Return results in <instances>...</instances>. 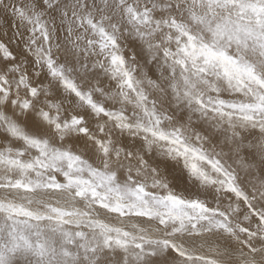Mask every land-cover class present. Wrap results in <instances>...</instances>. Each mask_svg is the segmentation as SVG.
<instances>
[{"label":"snow or ice","instance_id":"obj_1","mask_svg":"<svg viewBox=\"0 0 264 264\" xmlns=\"http://www.w3.org/2000/svg\"><path fill=\"white\" fill-rule=\"evenodd\" d=\"M2 162L155 223L0 202V264H264V0H0Z\"/></svg>","mask_w":264,"mask_h":264},{"label":"bare ground","instance_id":"obj_2","mask_svg":"<svg viewBox=\"0 0 264 264\" xmlns=\"http://www.w3.org/2000/svg\"><path fill=\"white\" fill-rule=\"evenodd\" d=\"M9 171L10 169L4 168V166L3 167L0 166V184L2 183L3 185L2 180L5 176H9ZM39 180H44V179H39ZM87 188L88 186H86V189ZM97 188H99V186L96 187V189ZM25 191L22 190V187L20 189L15 187L0 186V202L10 201L16 204H20L23 205L24 208L31 209L33 212H37L39 214H42L44 211L46 212V214H49L52 212L53 208L59 210L68 209L70 211H72L73 210L72 208H74L75 206H76L74 209L75 211L77 207L80 209L82 208L79 211L85 212V214L92 213L93 214L92 218H94L95 220L93 222H97L100 225L99 227L97 226V229L95 230V228L92 226L93 225L92 223L91 225L89 222H86L85 227L80 229V232L87 234V236L90 238L94 236H99L101 234V232H99V229L101 230L102 226L107 228H119L129 232H135L138 227L146 228L149 225L155 223V220L148 219L145 216L136 215L135 212L132 211L130 212L126 207L123 208L124 211L114 210L116 204H114L113 202L115 200L117 201V203H121L124 205L131 203L127 199H119L118 198L119 194H115L114 196L101 197L100 199L102 202L100 204L98 202L99 197L98 195H96L93 198L94 204L93 205L89 204L90 206H88V204L85 203L84 200L87 197L84 198L82 196H79L81 198H76L75 196L74 198L72 196L74 195L72 194V192H75V189L71 192V188L70 189L55 188V187L47 188L45 186V187H40L37 191L34 190L35 192L30 190L29 194L26 195H25ZM33 203L35 205H33ZM104 205H110V207H105ZM48 206H51L53 208L50 210L47 208L49 210L47 211L46 207ZM60 212L62 214L63 211ZM82 212H80L79 215L75 212L76 215H74L73 213V214H69L68 217H63V218L69 220L79 219L82 218L81 216ZM19 219L23 220L25 219V217L20 216ZM2 220L3 217L0 216V222H2ZM33 223H37V222L33 221ZM38 223H40L43 230L48 232L50 236H56V237H59L61 233H70L73 236H75L76 230L78 228V225L76 224L67 226L63 223H59L57 220L43 219L42 222L39 221ZM53 229H55L56 231L53 232L52 231Z\"/></svg>","mask_w":264,"mask_h":264},{"label":"rangeland","instance_id":"obj_3","mask_svg":"<svg viewBox=\"0 0 264 264\" xmlns=\"http://www.w3.org/2000/svg\"><path fill=\"white\" fill-rule=\"evenodd\" d=\"M29 159H31V154H29L28 156H25L24 157V160H26V161H28ZM0 166L1 167H3L4 166V168H7V169H10V171H9V176H11V177H9V176H5L4 178H3V180H2V182H3V184H5V182L7 183V181H9V180H12V181H15V180H25L26 182L27 181H32V182H38V181H41V180H39V179H45L47 176H50V175H52V173L51 172H46L43 168H40V169H34V170H32V171H27V170H24V169H22V168H20L18 165H16V166H13L12 164H10V163H8V162H2V163H0ZM9 167V168H8ZM15 172H14V171ZM40 173V175H37V173ZM15 173V174H14ZM13 175V176H12ZM37 175V176H36ZM85 177H87V173H84L83 174ZM7 177V178H6ZM14 177V178H13ZM0 185H2V183L0 184ZM87 186V185H86ZM86 186L85 185H80V187H82V188H85L86 189ZM99 185H97L96 187H98ZM15 188H20L21 189V187H15ZM40 187H35V188H23L22 187V190H26L25 191V195L26 194H29V192H30V190L31 191H37L38 189H39ZM47 188H50V187H47ZM64 188H67V187H64ZM76 188V186H75V184L73 185V187L71 188V192L74 190ZM67 189H70V188H67ZM34 191V192H35ZM150 191H151V189H150ZM96 192H97V195H98V197H99V200H98V202H99V204L102 202L101 201V197H105V196H114L115 195V193H113V192H111V191H109L107 188H105V187H103V186H99V188H97L96 189ZM72 194H74V195H72L74 198H75V196H76V198H81V197H79V195H75V192H72ZM82 197H84V198H86V199H84V198H82V199H84L85 200V203H87L88 204V206H90V205H93L94 204V201H93V198L95 197V196H93L91 193H87V194H85V195H83ZM103 199V198H102ZM126 199V198H125ZM115 200V199H114ZM129 201V200H128ZM131 202V201H130ZM114 204H118L117 203V201L115 200L114 202H113ZM27 204H28V202H27ZM30 204V203H29ZM90 204V205H89ZM119 204H121V203H119ZM33 205H35L34 203H33ZM76 207V206H75ZM75 207L74 208H72L73 210V212L72 211H70V210H66V209H63V210H60V211H63L62 212V214H61V212L59 211V212H51V213H49V214H46V212L44 211L42 214H40L42 217H48V220H57L59 223H63V224H65V225H67V226H70V225H73V224H76V225H78V228H77V230H76V233H79L80 232V229L81 228H83V227H85V223L86 222H89L94 228H95V230L97 229V226L99 227L100 225L97 223V222H93V221H95L94 220V218H92V213L91 214H89V213H87V214H85V212H82V211H79V210H81L80 208H78L77 207V209H76V211L74 210L75 209ZM52 209L53 207H51V206H48V207H46V209ZM47 209V211H49ZM54 209V208H53ZM87 209H88V207H87ZM84 210V209H83ZM122 211H124V209H122ZM75 212L79 215V213L80 212H82L81 213V216H82V218H79V219H66V218H63V217H68L69 216V214H73L74 213V215H76L75 214ZM132 212H135L134 210L132 211ZM87 215V216H86ZM84 217V218H83ZM91 218V219H90ZM43 221V219L40 221V222H42ZM99 232H101V230L99 229Z\"/></svg>","mask_w":264,"mask_h":264}]
</instances>
